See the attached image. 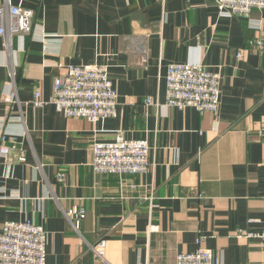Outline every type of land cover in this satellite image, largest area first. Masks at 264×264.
<instances>
[{"label":"crops","instance_id":"crops-1","mask_svg":"<svg viewBox=\"0 0 264 264\" xmlns=\"http://www.w3.org/2000/svg\"><path fill=\"white\" fill-rule=\"evenodd\" d=\"M5 2L34 15L30 34L0 36V135L17 142L10 168L0 157V228L42 225L45 264H173L197 238L222 264H264V243L236 235L264 230V10L224 16L213 0ZM196 60L220 76L215 113L165 105L167 66ZM94 63L108 65L117 112L92 124L49 99L65 66ZM36 88L41 106L31 103ZM119 131L148 142L153 166L93 174L90 144Z\"/></svg>","mask_w":264,"mask_h":264},{"label":"built area","instance_id":"built-area-1","mask_svg":"<svg viewBox=\"0 0 264 264\" xmlns=\"http://www.w3.org/2000/svg\"><path fill=\"white\" fill-rule=\"evenodd\" d=\"M220 15L248 17L253 9L264 10V0H213ZM33 10L5 2L0 5V36L18 34L28 35L32 32ZM251 27L260 30V23ZM258 48L263 40L255 41ZM241 58V52H237ZM165 105L179 109L194 107L198 112L215 113L219 105L220 76L205 68L201 60L185 63H171L166 69ZM13 92H8L6 99L12 101ZM49 101L55 109L66 117L83 118L95 124L101 118L114 117L117 112V92L109 78L108 65L85 64L67 65L64 71L54 77L52 95ZM31 103L41 106L46 103L40 88L33 92ZM146 105L153 104L146 97ZM11 139V140H10ZM6 134L0 135V157L10 168L14 160L10 158L15 152L17 142ZM151 147L144 139H128L122 131L115 134L110 142L93 141L90 144V167L93 174H134L147 172L153 163L149 160ZM22 155L16 162H23ZM57 177L62 180L63 174ZM150 197L153 188L150 185ZM80 217L83 210L79 211ZM48 231L32 219L22 221H5L0 228V264H45ZM239 238H258L264 243V230L251 232L238 230ZM197 247L192 252H181L176 255L173 264H222L212 250L197 238ZM105 240H100L94 251L99 257L104 256Z\"/></svg>","mask_w":264,"mask_h":264}]
</instances>
